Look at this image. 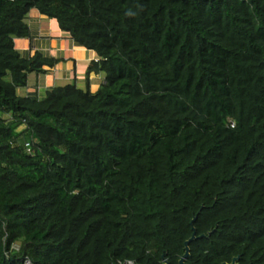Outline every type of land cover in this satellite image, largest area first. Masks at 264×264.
I'll return each mask as SVG.
<instances>
[{"label": "trees", "instance_id": "trees-1", "mask_svg": "<svg viewBox=\"0 0 264 264\" xmlns=\"http://www.w3.org/2000/svg\"><path fill=\"white\" fill-rule=\"evenodd\" d=\"M33 9L96 92L17 93L62 62L16 48ZM0 113V264H179L194 228L186 264H264V0H0Z\"/></svg>", "mask_w": 264, "mask_h": 264}, {"label": "crops", "instance_id": "crops-1", "mask_svg": "<svg viewBox=\"0 0 264 264\" xmlns=\"http://www.w3.org/2000/svg\"><path fill=\"white\" fill-rule=\"evenodd\" d=\"M43 18L47 19L37 10H31L26 23L36 31V38L16 39L19 41L15 40V46L18 48L16 42H19L20 51L23 53L33 54L40 50L49 56L62 59V62L53 69H47L45 74L35 76L34 82H29L25 88H19L17 93L20 96L38 93L40 97H44L47 89L72 83L84 89L89 86L92 92H96L105 81L104 74L91 73L88 76L91 63L98 59L96 54L76 46L67 34L52 36L49 28L53 25L49 24L50 27L46 26L42 29V25L45 26L42 22ZM56 28L59 29L57 23Z\"/></svg>", "mask_w": 264, "mask_h": 264}, {"label": "water", "instance_id": "water-1", "mask_svg": "<svg viewBox=\"0 0 264 264\" xmlns=\"http://www.w3.org/2000/svg\"><path fill=\"white\" fill-rule=\"evenodd\" d=\"M197 220V216L192 220L191 224L192 226H194L195 222ZM194 230V233L191 237V239H189L186 243H185V254L183 255V257L181 258L179 264H186L185 261L189 258L190 256V244L192 242H194L196 239H197V233H196V230L195 228L193 229ZM204 236H201L199 238H202ZM239 260H240V257H236V258H233L232 259V262L230 264H239ZM164 264H169L165 259H164ZM222 264H229V263H222Z\"/></svg>", "mask_w": 264, "mask_h": 264}, {"label": "rangeland", "instance_id": "rangeland-1", "mask_svg": "<svg viewBox=\"0 0 264 264\" xmlns=\"http://www.w3.org/2000/svg\"><path fill=\"white\" fill-rule=\"evenodd\" d=\"M44 24H45V26L44 25H42V29L44 28V27H46V26H49V24H52L53 26H49L50 28V30H49V32H50V34L52 35V36H59V35H64V34H67V33H64V32H62L60 29H58V28H56V22L55 21H53V20H48V19H45V18H43V21H42ZM68 35V34H67ZM16 41H19V40H16ZM19 42H16V44H17V49L18 50H20V48H19V46H20V44H18ZM34 80H36V78H35V75H32V76H30V79H29V82L30 83H32V82H34ZM62 85V84H61ZM82 86V85H81ZM0 116H1V113H0ZM16 247H18V245L16 246Z\"/></svg>", "mask_w": 264, "mask_h": 264}, {"label": "built area", "instance_id": "built-area-1", "mask_svg": "<svg viewBox=\"0 0 264 264\" xmlns=\"http://www.w3.org/2000/svg\"><path fill=\"white\" fill-rule=\"evenodd\" d=\"M27 264H29V263H27ZM123 264H135V263L133 261H126Z\"/></svg>", "mask_w": 264, "mask_h": 264}, {"label": "clouds", "instance_id": "clouds-1", "mask_svg": "<svg viewBox=\"0 0 264 264\" xmlns=\"http://www.w3.org/2000/svg\"><path fill=\"white\" fill-rule=\"evenodd\" d=\"M98 59H95L94 61H97Z\"/></svg>", "mask_w": 264, "mask_h": 264}, {"label": "flooded vegetation", "instance_id": "flooded-vegetation-1", "mask_svg": "<svg viewBox=\"0 0 264 264\" xmlns=\"http://www.w3.org/2000/svg\"><path fill=\"white\" fill-rule=\"evenodd\" d=\"M186 263V262H185Z\"/></svg>", "mask_w": 264, "mask_h": 264}]
</instances>
